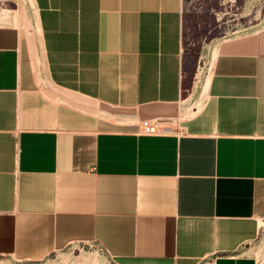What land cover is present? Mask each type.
<instances>
[{"label": "crops", "instance_id": "0c3cea01", "mask_svg": "<svg viewBox=\"0 0 264 264\" xmlns=\"http://www.w3.org/2000/svg\"><path fill=\"white\" fill-rule=\"evenodd\" d=\"M86 244L264 259V0H0V256Z\"/></svg>", "mask_w": 264, "mask_h": 264}, {"label": "rangeland", "instance_id": "374dc122", "mask_svg": "<svg viewBox=\"0 0 264 264\" xmlns=\"http://www.w3.org/2000/svg\"><path fill=\"white\" fill-rule=\"evenodd\" d=\"M242 21L243 20H240L239 22L242 23ZM192 38L193 37H190L189 40H191ZM157 122L162 126L167 125L163 121L158 120ZM82 263L83 264H94V263L115 264V262L112 261L110 258H108V256L99 247L92 244L72 246L64 251L56 252L50 255L49 257L37 262H20L13 260L9 257L0 256V264H82Z\"/></svg>", "mask_w": 264, "mask_h": 264}, {"label": "built area", "instance_id": "2783aa9c", "mask_svg": "<svg viewBox=\"0 0 264 264\" xmlns=\"http://www.w3.org/2000/svg\"><path fill=\"white\" fill-rule=\"evenodd\" d=\"M167 131V128L160 125L158 122H153L146 119L141 124V133L145 135H157L163 134Z\"/></svg>", "mask_w": 264, "mask_h": 264}, {"label": "bare ground", "instance_id": "6f19581e", "mask_svg": "<svg viewBox=\"0 0 264 264\" xmlns=\"http://www.w3.org/2000/svg\"><path fill=\"white\" fill-rule=\"evenodd\" d=\"M86 258H88V257H86ZM262 258H263V256H262ZM84 259V258H83ZM95 259V258H94ZM94 261V260H93ZM89 262V261H88ZM84 263H85V260H84ZM96 263V262H95ZM94 263V264H95ZM83 264V263H82ZM259 264H264V259L263 260H260V262H259Z\"/></svg>", "mask_w": 264, "mask_h": 264}]
</instances>
